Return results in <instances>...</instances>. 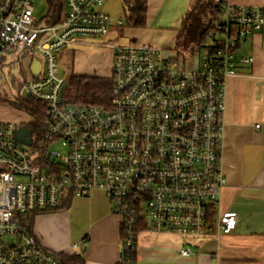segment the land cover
Returning <instances> with one entry per match:
<instances>
[{
	"label": "built area",
	"instance_id": "1",
	"mask_svg": "<svg viewBox=\"0 0 264 264\" xmlns=\"http://www.w3.org/2000/svg\"><path fill=\"white\" fill-rule=\"evenodd\" d=\"M34 2L0 0V69L28 56L32 74L15 85L2 73L1 88L6 84L9 91L0 95L36 99L48 114L45 167L36 160L37 133L26 145L14 138L24 123L0 120V264H61L25 222L29 214L58 206L68 193L104 192L121 217L123 264H133L142 228L194 237L232 231L235 212L212 217L225 184L226 81L236 75L238 61H251L237 59L234 51L247 35L264 33V7L213 0L214 26L191 68L181 56L163 57L150 44L108 42L112 24L104 0H60L55 20L47 7L37 17ZM107 47L108 104L64 102L58 53ZM56 143L64 153L52 148Z\"/></svg>",
	"mask_w": 264,
	"mask_h": 264
},
{
	"label": "crops",
	"instance_id": "2",
	"mask_svg": "<svg viewBox=\"0 0 264 264\" xmlns=\"http://www.w3.org/2000/svg\"><path fill=\"white\" fill-rule=\"evenodd\" d=\"M110 1L103 3L108 15L105 4ZM146 1L144 27H120L118 20L113 29L111 22L106 40L150 44L159 48L163 57H174L182 17L201 0ZM231 2L264 7V0ZM234 55L251 61H238L236 75L226 81L221 155L225 184L212 217L218 212H235L236 226L228 232L212 229L202 237L142 228L137 233L133 264H264V33L253 32L241 39ZM63 61L65 65V54ZM98 193L103 194L99 201L94 197ZM32 230L54 254H78L84 264H123L121 217L101 190L73 197L66 209L37 214ZM83 238V245L72 248ZM184 249L188 254L181 253Z\"/></svg>",
	"mask_w": 264,
	"mask_h": 264
},
{
	"label": "trees",
	"instance_id": "3",
	"mask_svg": "<svg viewBox=\"0 0 264 264\" xmlns=\"http://www.w3.org/2000/svg\"><path fill=\"white\" fill-rule=\"evenodd\" d=\"M47 7V16L55 20L58 18L61 3L60 0H44ZM146 0H122V7L125 13V23L120 27L142 28L145 26ZM215 8L213 0H201L193 4L190 9L183 15L181 24L177 30L176 37V55L173 58L178 60L186 57L180 53L179 45L183 48H190L189 54H195L206 40V33L214 26ZM181 41L183 43H181ZM239 43V42H238ZM238 46V44H237ZM112 80L108 77H87L78 76L73 73L65 77V85L61 93L64 102L80 104H102L109 102ZM0 101L21 109L29 116L28 121L24 123L30 128L32 133H37L35 139L40 142V155L36 159L38 163L45 167L47 159L45 157L46 145L45 135L47 131L48 114L45 105L33 98H22L15 94L11 97L8 93L0 95ZM23 124V123H22ZM74 196L68 193L63 197L58 206L51 210L29 214L25 222L26 230L33 234L34 217L39 213L52 212L68 208ZM61 261V264H84L83 258L78 254H67L60 252L55 254Z\"/></svg>",
	"mask_w": 264,
	"mask_h": 264
},
{
	"label": "rangeland",
	"instance_id": "4",
	"mask_svg": "<svg viewBox=\"0 0 264 264\" xmlns=\"http://www.w3.org/2000/svg\"><path fill=\"white\" fill-rule=\"evenodd\" d=\"M46 10V3L44 0H35L34 2V14L40 17ZM105 10L109 13L111 17V22L116 26L118 20H122L125 23V13L122 8L121 0H112L105 4ZM119 29V28H117ZM124 32V31H123ZM127 34L131 36L130 31ZM132 38V36H131ZM181 43H183L181 41ZM176 48V43L173 49ZM175 51V50H174ZM179 51L183 54L185 59V66L190 67L191 64H196L198 55H190V48H183L179 45ZM176 52V51H175ZM65 54V65H63V56ZM61 61L59 63L61 75L67 77L68 74L73 73L78 76L87 77H108L110 75L112 54L110 53V47L104 49H77L74 51H60L58 53ZM0 69V94L9 91V87L5 84L3 85L2 73H5L7 81H13L15 85L22 83L32 77L30 70V58L28 56H23L20 59L19 65L16 63H9L1 66ZM6 86V87H5ZM3 89V91H2ZM17 92V91H16ZM28 115L21 109H17L12 105L6 103L5 101H0V120L11 121L15 124L26 123L28 121ZM52 148L59 153H64V148L60 143H56ZM66 152V149H65ZM95 198L101 200L103 194H96ZM77 250V249H76Z\"/></svg>",
	"mask_w": 264,
	"mask_h": 264
},
{
	"label": "water",
	"instance_id": "5",
	"mask_svg": "<svg viewBox=\"0 0 264 264\" xmlns=\"http://www.w3.org/2000/svg\"><path fill=\"white\" fill-rule=\"evenodd\" d=\"M14 138L26 145L31 143V130L26 125H21L17 129L14 130ZM85 249V247H84Z\"/></svg>",
	"mask_w": 264,
	"mask_h": 264
}]
</instances>
